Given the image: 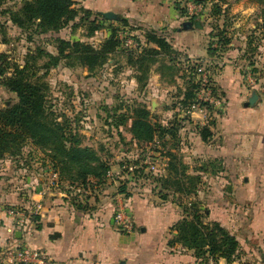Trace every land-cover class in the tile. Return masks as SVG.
Masks as SVG:
<instances>
[{
    "label": "crops",
    "instance_id": "1",
    "mask_svg": "<svg viewBox=\"0 0 264 264\" xmlns=\"http://www.w3.org/2000/svg\"><path fill=\"white\" fill-rule=\"evenodd\" d=\"M172 13L180 17L166 29L157 30L169 43L170 56L156 54L143 80L139 78L138 66L126 59L120 61L118 77L130 80L138 101L145 103L149 99L150 106L146 107L153 115H164L165 120L159 116L158 121L170 126L180 111L175 102L186 88L181 66L195 59L211 60V79L225 98V106L221 110H209L206 124H202L200 114V124L190 122L179 128L178 148L171 151L182 156L183 161L186 158L213 165L222 163L221 170L205 168L200 173L233 179L234 190L243 194V200L233 203V207L243 208L249 220L219 221L238 240L236 257L231 261L208 259L207 264H264V49L259 46L258 51L250 53L242 42L231 39L228 50L218 57H210L208 46L212 39L210 28L204 22L208 15L200 14L202 29H184L181 13L176 10ZM137 30L142 39L144 31ZM148 47L158 49L153 43ZM244 67H249L254 74V86L247 84ZM125 72L128 75L123 76ZM253 93L257 98L250 104ZM198 118V114L193 115L194 120ZM202 131L207 133L205 137ZM165 139L170 141L169 137ZM8 163L12 164V159L0 160V262L3 249L17 241L44 249L52 264L202 263L203 258L193 248L176 240V224L183 217L179 205L162 199L155 190L128 183V193H120V182L109 178L86 188L69 187L67 181L60 182L49 165L41 163L36 172L15 177L14 171H7ZM118 167L114 165L110 170L117 172ZM188 172L199 173L192 169ZM53 173L56 186L51 184ZM14 178L21 183L8 184ZM33 202L40 203V214L33 216L36 220L32 218L30 227L24 231L16 229L14 219L2 210L10 205L27 207ZM122 203L134 220V228L129 233L118 231L113 222L114 210Z\"/></svg>",
    "mask_w": 264,
    "mask_h": 264
},
{
    "label": "trees",
    "instance_id": "2",
    "mask_svg": "<svg viewBox=\"0 0 264 264\" xmlns=\"http://www.w3.org/2000/svg\"><path fill=\"white\" fill-rule=\"evenodd\" d=\"M8 1L11 0H0V16L5 15V22L9 21L21 29L27 41H32L36 35L50 34L55 52L36 45L29 50L22 63L12 59L7 52H0V76H3L0 83L8 92L16 95V100L0 107V160L15 157L27 159L36 150L42 154V157H39L42 159V165H49L52 171L58 174L60 182L67 181L69 187L86 188L104 183L110 164L108 159L100 155L101 148L85 143V134L80 124L83 111L72 110L68 113L65 109L59 108L50 94L49 84L45 78L50 69L60 65L71 68L80 66L91 73L105 64L108 65L111 55L125 47L128 48L124 54L126 61L138 66V70H141L139 78L143 80L148 64L156 54L165 53L170 56L172 50L169 43L162 34L153 30H143L144 39L139 35L137 37L128 35L136 43L135 46L125 45V40L119 37L115 28L98 46L80 39L55 37L51 34L59 32L70 22L75 24L77 18L80 24L87 26L88 35H92L100 28L98 19H90L92 12L84 7H76L74 0H17L13 5L1 7ZM258 2L263 4L264 0ZM260 11L264 13L262 7ZM181 15L184 16V13ZM212 15L217 19L223 14L214 10ZM100 17L105 19L103 16ZM193 18L194 15L190 16V20ZM118 21L124 26L127 25L125 18ZM5 24L0 22L1 33H4ZM226 34L225 27L211 23L209 35L212 40L208 46L210 57H218L220 53L228 50L231 39ZM4 42H7L5 37ZM251 42L249 40L246 45L247 52H254L261 45L251 47ZM149 43L155 44L158 49L148 47ZM196 60L198 59L185 62L183 67L181 66L186 88L183 96L178 97L175 102L179 110L193 101L196 88L194 64ZM105 121L120 136L119 128H127L137 144L160 145L163 150L168 145L166 151H160V154L167 158L165 173L155 176L151 173L156 188L160 189L158 194L162 199H167L170 189L174 194L186 197L195 192L200 172L206 169L205 165H202L196 169L199 173H189V167L182 160V156L171 151V148H178V130L183 127L178 117L173 125H163L154 118L144 103L132 101L125 105V109L108 106ZM128 122L129 127H126ZM206 135L207 133L202 131V136ZM166 137H169L170 141H167ZM27 146L30 150L25 153ZM143 167L145 169L146 165L138 170H142ZM118 191L128 193L125 182L120 183ZM164 191L166 193H163ZM189 204L188 209L182 208L185 213L176 224V240L193 248L195 253L203 258L201 264H207L208 259L233 260L239 249L236 236L218 221L205 222V215L199 211L198 204L196 202ZM6 207L25 208L20 205ZM32 218L36 220V217Z\"/></svg>",
    "mask_w": 264,
    "mask_h": 264
},
{
    "label": "rangeland",
    "instance_id": "3",
    "mask_svg": "<svg viewBox=\"0 0 264 264\" xmlns=\"http://www.w3.org/2000/svg\"><path fill=\"white\" fill-rule=\"evenodd\" d=\"M17 0H11L3 4L1 7L13 5ZM76 7H84L92 12L90 19L97 18L100 28L92 35H88L87 26L80 24L78 18L70 22L66 27L59 32L51 34L65 39H80L84 42L98 46L104 38L108 37L113 28L117 29L121 39L130 38L128 35L137 37V29L142 30H164L177 20V14H173V10L178 13H184L183 19L193 23L194 20L200 19V14L205 13L207 18L204 22L210 28L211 23H217L220 27L226 28V36L235 41L242 42L247 45L251 40L252 46L264 49V13L260 11V7L264 9V3L260 4L258 0H74ZM222 13L219 18L214 19L213 11ZM100 11H113L120 15L121 18L127 19V25H123L118 20L102 19ZM195 18L190 20V16ZM120 18V19H121ZM179 19V18H178ZM0 22L6 23L4 33L0 32V52L8 53V55L22 63V60L27 55L29 50L34 46L41 45L46 50L55 52L54 43L50 39V34L36 35L32 41H27L24 32L18 27L12 25L9 21L5 22V15L0 16ZM181 27V24L178 25ZM193 27V25H192ZM195 28V27H194ZM221 29V28H220ZM161 32V31H160ZM164 33V32H162ZM5 37L7 42L3 43ZM259 48V47H258ZM258 48L254 52L258 51ZM124 49V50H123ZM128 48H122L111 55V64L115 66H104L96 71L88 72L85 68L67 67L60 65L50 69L45 80L49 84L50 94L59 108L65 109L68 113L74 111H83V117L80 124L82 132L85 134V143L92 145L100 150V155L108 159L110 168L118 165V171L122 170L118 182H125V187L128 183L136 188H148L160 191L156 188L153 180V175L146 168L142 170L141 166L146 165L145 158L147 153L158 155L162 160L163 154L160 151L166 149L158 145H149L148 143L137 144L131 138L127 128L120 127L121 136L117 134L113 127H110L105 121L106 110L108 106L125 109L127 103L138 101L136 93H133L132 83L130 80H123L121 75L118 77V63L124 62L126 57L124 54ZM252 53V52H250ZM125 72L124 75H128ZM116 74V75H115ZM122 76V77H123ZM3 76H0V80ZM16 100L14 93L8 92L0 83V107L7 105L9 102ZM174 104V103H173ZM144 105L150 106L149 99L145 100ZM159 114H154L156 120L159 119ZM168 117L167 115H165ZM172 118L171 116H169ZM160 118L165 120L164 115ZM130 122L126 127H129ZM123 137V139L121 138ZM180 139V138H179ZM180 144V140H179ZM25 153L29 147L27 146ZM33 151V150H31ZM40 151H34L27 160L21 157L10 158L12 164H7V171L13 172V176L24 175V173L32 174L41 166L38 157H42ZM183 152H181L182 154ZM186 153V152H185ZM182 158V157H181ZM190 160V161H189ZM187 160L184 158L189 170H196L202 165L205 168L223 169L222 163L216 162L212 165L206 161H195L194 159ZM166 161V160H165ZM129 165H136V169L130 171L127 169ZM123 166H125L123 168ZM121 167V168H120ZM166 168V166H165ZM20 179H11L8 184L19 182ZM25 180V179H24ZM230 178L205 176L200 173L198 190L193 194L179 196L174 194V191L167 193V200L178 204L180 211L182 208L190 207L189 202H196L204 215V221H248V216L244 214L241 207L233 203L243 200V194H237L234 190ZM241 182V179H237ZM21 183V182H19ZM119 183V184H120ZM163 193H166L165 191ZM189 211V210H188ZM30 221L27 226L30 227ZM220 223V222H219ZM16 229H18L16 227Z\"/></svg>",
    "mask_w": 264,
    "mask_h": 264
},
{
    "label": "built area",
    "instance_id": "4",
    "mask_svg": "<svg viewBox=\"0 0 264 264\" xmlns=\"http://www.w3.org/2000/svg\"><path fill=\"white\" fill-rule=\"evenodd\" d=\"M125 45L135 46L136 43L131 39H125ZM195 63V93L191 103L179 111V121L185 126L190 122L200 124V114L202 117V124L208 122L209 110H221L225 106V98L215 88L211 79V67L213 63L211 60L198 59ZM244 75L249 86L256 84L255 76L249 67H244ZM198 114V121L193 119V115ZM204 122V123H203ZM146 170L155 175H162L165 171L166 161L161 159L158 155L154 156L147 153L145 158ZM125 166H123L124 168ZM121 168V167H120ZM128 170L133 171L136 165H129ZM121 171L107 172V178L116 180L119 178ZM56 174H52L53 186L57 185ZM41 205L38 202H33L25 208L4 207L2 210L14 219L15 227L20 231L26 230L27 224L31 221L34 215L40 214ZM114 226L118 231L129 233L134 228V220L131 212L125 204L118 205L113 213ZM0 264H52L49 254L41 248L32 247L26 243L13 242L2 251V261Z\"/></svg>",
    "mask_w": 264,
    "mask_h": 264
},
{
    "label": "water",
    "instance_id": "5",
    "mask_svg": "<svg viewBox=\"0 0 264 264\" xmlns=\"http://www.w3.org/2000/svg\"><path fill=\"white\" fill-rule=\"evenodd\" d=\"M99 14L101 16H103L105 19H109V20H119L121 18L120 15H118L117 13H115L113 11H100ZM192 25H193V27H195L197 29L203 28V25H202L200 19L194 20L193 23H191L190 21H185V22H183L182 27L184 29H190L192 27ZM256 98H257L256 93H253L249 99V103L253 104V102H254V100H256Z\"/></svg>",
    "mask_w": 264,
    "mask_h": 264
}]
</instances>
